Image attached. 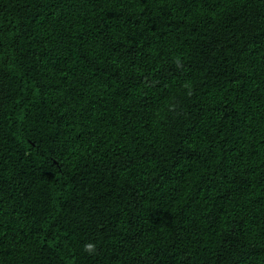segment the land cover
<instances>
[{
	"label": "trees",
	"instance_id": "obj_1",
	"mask_svg": "<svg viewBox=\"0 0 264 264\" xmlns=\"http://www.w3.org/2000/svg\"><path fill=\"white\" fill-rule=\"evenodd\" d=\"M0 264H264V0H0Z\"/></svg>",
	"mask_w": 264,
	"mask_h": 264
},
{
	"label": "clouds",
	"instance_id": "obj_2",
	"mask_svg": "<svg viewBox=\"0 0 264 264\" xmlns=\"http://www.w3.org/2000/svg\"><path fill=\"white\" fill-rule=\"evenodd\" d=\"M85 252H87L88 254H94L95 250H96V246L94 243H89L87 245H85L84 248Z\"/></svg>",
	"mask_w": 264,
	"mask_h": 264
}]
</instances>
